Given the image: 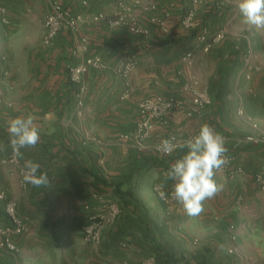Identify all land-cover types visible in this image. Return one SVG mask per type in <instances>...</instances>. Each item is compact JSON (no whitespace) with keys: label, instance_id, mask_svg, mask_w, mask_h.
I'll use <instances>...</instances> for the list:
<instances>
[{"label":"crops","instance_id":"crops-1","mask_svg":"<svg viewBox=\"0 0 264 264\" xmlns=\"http://www.w3.org/2000/svg\"><path fill=\"white\" fill-rule=\"evenodd\" d=\"M2 1L10 21L0 20V189L18 200V213L29 218V225L15 238L18 252L0 250V264H112L149 257L157 264H264V190L254 177L264 175V140H247L264 137V59H256L262 69L243 92L246 109L238 107V115L225 99L229 94L223 92L220 102L211 92L212 103L193 116L184 107L158 121L141 148L123 137L139 120L140 103L156 95H188L159 87V74L142 75L144 87L137 89L135 73L123 78L113 71L132 48L127 30L94 21L90 14L112 16L120 0H91L88 8L78 0ZM52 1L73 13L85 11L86 19L77 30H61L48 45L44 18ZM227 18L221 11L217 26L211 17V31L226 28ZM84 38L89 54L101 55L107 66L85 75L82 93L69 78V66L83 59L79 45ZM164 44L163 63L181 64V57L172 54L177 44ZM29 114L41 138L34 148L22 149L19 159L22 165L26 159L38 163L49 183L24 189L7 162L12 152L7 123ZM203 123L226 138L244 173L233 179L217 173L224 190L204 202L200 215L190 217L178 202L168 208L153 189L156 182L174 183L165 173L187 149L165 155L156 145L169 136L186 140ZM86 132L102 144L87 139ZM95 194L117 200L122 208L98 245L86 243L82 230L96 211ZM8 222L0 201V226Z\"/></svg>","mask_w":264,"mask_h":264},{"label":"rangeland","instance_id":"rangeland-1","mask_svg":"<svg viewBox=\"0 0 264 264\" xmlns=\"http://www.w3.org/2000/svg\"><path fill=\"white\" fill-rule=\"evenodd\" d=\"M120 2L129 8L126 11L130 21L149 29L144 34L127 31V40L132 48L121 60L128 56L138 60L137 67L132 72L136 76L135 88L144 87V83L140 84L142 75L148 74L149 77L152 76L150 78H156V74H159L162 75L159 87L177 89L180 92L178 96H187L189 93L186 88L194 85V88L207 90L210 97L213 92L220 98V102L223 92L229 94L225 99L233 106L234 115L239 114V108L246 109L243 92L249 90L254 73L262 69L256 59H264V29L244 23L236 7L237 0H203L196 5L191 0H120L117 2L118 7ZM148 4L156 5L155 12L143 11V7ZM189 10L195 11L197 25L185 28L181 22ZM221 11L222 16L228 14L227 27L217 30L223 31V37L213 42L209 51H203L198 36L206 27L211 35L216 32L210 29V19H216L215 24L219 26ZM164 41L177 44L172 50L176 57L194 50L193 63H163L166 46ZM247 58L250 59L249 62L246 61ZM150 89H153L152 85ZM253 104L252 97H249V105ZM7 225L9 222L5 226Z\"/></svg>","mask_w":264,"mask_h":264},{"label":"built area","instance_id":"built-area-1","mask_svg":"<svg viewBox=\"0 0 264 264\" xmlns=\"http://www.w3.org/2000/svg\"><path fill=\"white\" fill-rule=\"evenodd\" d=\"M81 6L88 8L90 6L91 0H78ZM203 0H191L193 4L202 3ZM129 8L120 2V10L115 12L112 16H107L103 13L90 14V18L94 21H105L111 27H124L127 31L133 34H144L148 33L149 29L145 26L138 25L136 22L130 21L127 15ZM155 4H148L143 7V11H148L149 13L155 12ZM85 11L73 13L68 8L64 7L59 1H52L50 4V11L46 14L44 18V29H45V44H52L59 32L63 29L77 30L79 26L85 21ZM196 13L194 10L187 11L182 18V26L188 28L189 26L197 25L195 19ZM0 20L7 24L9 23V12L7 6L2 0H0ZM154 20V18H153ZM223 37V31L215 32L211 35L210 30L206 27L201 31L198 36L200 42V48L203 51H209L213 46V42L221 39ZM79 50L85 53L83 59L75 64L69 66V78L71 82L80 86V90L84 93L86 87L84 86V78L87 73L92 70H102L106 68V63L101 55L99 54H89L88 39L84 38L80 45ZM195 52L190 50L186 52L182 57L181 61L185 63L192 64ZM249 58L246 59L249 62ZM138 60L133 56L125 57L121 60L115 67L113 71L122 76L123 78H129L132 72L137 67ZM186 92L189 93L187 98H179L174 95H156L143 100L139 105L140 118L136 122L134 129L123 137L132 139L135 144L139 147L144 148L146 140L152 135L156 123L158 121L165 120V118L174 110L186 107L187 114L193 116L195 113L199 112L205 106L212 103V99L205 89L194 88L191 85L186 88ZM79 105H83V100L78 101ZM243 113V110H240ZM80 114H82L80 112ZM86 138L89 140L96 141L98 144H102L101 139L96 135L86 132ZM175 138V136H169L166 139ZM247 140L258 143L264 140V137L249 135ZM177 142L176 138L175 141ZM161 141L156 145V150H159V145ZM162 153V152H161ZM228 163L227 165L218 172V174L226 175L230 178H235L237 175L244 173L243 167L237 163L236 156L234 153L228 151ZM7 162L11 165V170L16 172L19 176V184L22 188L26 189L31 183L25 182L23 178L24 168L20 162L19 157L13 154V150L8 156ZM39 174V173H38ZM255 181L261 184L262 190H264V175L257 174L254 176ZM164 184L161 182H156L153 185L154 192L161 199L163 203L166 204L168 208H172L177 201L171 198L172 185L164 184L162 189L157 188V185ZM164 192L162 197L160 193ZM98 205L96 206V211L89 216V220L83 225V239L86 243L90 244H100L103 238V232L106 227L114 223L121 215L122 208L120 203L110 197L102 194H95ZM0 201L5 204V211L9 218V225L3 226L0 229V250L6 249L13 252H18L20 250L16 243V236L24 233L28 229L29 218L27 216H22L18 213V200L14 197H8L6 192L0 189ZM89 208V206H87ZM112 264H157V261L153 257L145 258L138 262H130L129 260H122Z\"/></svg>","mask_w":264,"mask_h":264},{"label":"clouds","instance_id":"clouds-1","mask_svg":"<svg viewBox=\"0 0 264 264\" xmlns=\"http://www.w3.org/2000/svg\"><path fill=\"white\" fill-rule=\"evenodd\" d=\"M236 7L244 23L258 29H264V0H237ZM32 115H19L7 123L9 145L16 157H23L22 149L34 148L40 141V129ZM175 138L164 139L159 150L171 155L178 148L186 152L170 164L165 173L168 180L174 181L171 198L180 203L190 217L204 211V202L217 196L224 190L223 183L216 179L217 173L228 163L226 138L207 123L201 124L196 135L174 142ZM3 145H0V150ZM25 182L34 186H46L49 179L46 173H40V165L30 159L24 160ZM39 173V174H38ZM164 184L157 185L162 189ZM160 195L165 194L161 191Z\"/></svg>","mask_w":264,"mask_h":264},{"label":"trees","instance_id":"trees-1","mask_svg":"<svg viewBox=\"0 0 264 264\" xmlns=\"http://www.w3.org/2000/svg\"><path fill=\"white\" fill-rule=\"evenodd\" d=\"M194 32V31H193ZM196 32H194V34H195Z\"/></svg>","mask_w":264,"mask_h":264}]
</instances>
